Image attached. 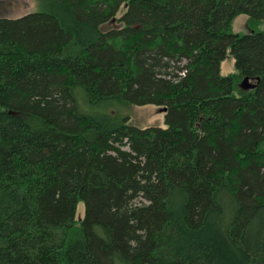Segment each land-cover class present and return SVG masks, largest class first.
Returning <instances> with one entry per match:
<instances>
[{
	"label": "trees",
	"instance_id": "trees-1",
	"mask_svg": "<svg viewBox=\"0 0 264 264\" xmlns=\"http://www.w3.org/2000/svg\"><path fill=\"white\" fill-rule=\"evenodd\" d=\"M38 1L0 16V264H264V0Z\"/></svg>",
	"mask_w": 264,
	"mask_h": 264
},
{
	"label": "rangeland",
	"instance_id": "rangeland-1",
	"mask_svg": "<svg viewBox=\"0 0 264 264\" xmlns=\"http://www.w3.org/2000/svg\"><path fill=\"white\" fill-rule=\"evenodd\" d=\"M41 5L38 0H4L0 2V16L17 18L33 11H40ZM247 15H241L233 24L234 33L248 34ZM255 30L264 31V21L259 23ZM221 73L224 76L236 73L235 59L229 56L223 61ZM114 110L119 120H129V124L138 128L160 127L166 128L165 112L162 107L155 105L133 106L125 104H115ZM84 213L83 204L79 206V217Z\"/></svg>",
	"mask_w": 264,
	"mask_h": 264
},
{
	"label": "water",
	"instance_id": "water-1",
	"mask_svg": "<svg viewBox=\"0 0 264 264\" xmlns=\"http://www.w3.org/2000/svg\"><path fill=\"white\" fill-rule=\"evenodd\" d=\"M241 88L243 90H253L255 88V85L252 84V82L248 78H244V80L240 84ZM163 112H166V108H163Z\"/></svg>",
	"mask_w": 264,
	"mask_h": 264
}]
</instances>
